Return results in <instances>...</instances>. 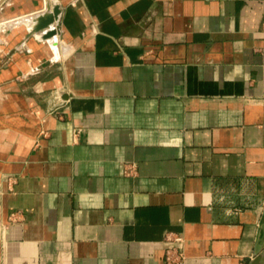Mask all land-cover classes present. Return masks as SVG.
Wrapping results in <instances>:
<instances>
[{"label": "crops", "instance_id": "crops-1", "mask_svg": "<svg viewBox=\"0 0 264 264\" xmlns=\"http://www.w3.org/2000/svg\"><path fill=\"white\" fill-rule=\"evenodd\" d=\"M176 245L264 264V0H0V264Z\"/></svg>", "mask_w": 264, "mask_h": 264}, {"label": "water", "instance_id": "water-1", "mask_svg": "<svg viewBox=\"0 0 264 264\" xmlns=\"http://www.w3.org/2000/svg\"><path fill=\"white\" fill-rule=\"evenodd\" d=\"M61 13V8L59 5H55L53 9L48 12L38 16L36 20V24L33 28V32H40L45 29H50V26L55 23V21L59 18V14ZM55 34L54 30H47L44 34V38H50Z\"/></svg>", "mask_w": 264, "mask_h": 264}, {"label": "built area", "instance_id": "built-area-1", "mask_svg": "<svg viewBox=\"0 0 264 264\" xmlns=\"http://www.w3.org/2000/svg\"><path fill=\"white\" fill-rule=\"evenodd\" d=\"M168 241L178 244L181 241L180 236H168ZM181 257L180 251L177 249V245L168 250L166 256L167 264H179V258Z\"/></svg>", "mask_w": 264, "mask_h": 264}, {"label": "bare ground", "instance_id": "bare-ground-1", "mask_svg": "<svg viewBox=\"0 0 264 264\" xmlns=\"http://www.w3.org/2000/svg\"><path fill=\"white\" fill-rule=\"evenodd\" d=\"M50 11H51V10H47V11H46V12H44V13H48V12H50ZM44 13H43V14H44Z\"/></svg>", "mask_w": 264, "mask_h": 264}]
</instances>
